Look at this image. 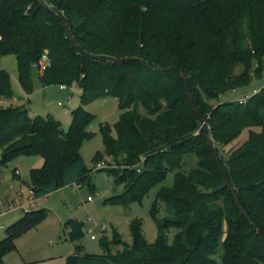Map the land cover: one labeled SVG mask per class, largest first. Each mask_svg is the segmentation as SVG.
Masks as SVG:
<instances>
[{"label":"trees","instance_id":"obj_1","mask_svg":"<svg viewBox=\"0 0 264 264\" xmlns=\"http://www.w3.org/2000/svg\"><path fill=\"white\" fill-rule=\"evenodd\" d=\"M45 2L48 7L39 0H0V56L15 54L18 80L28 96L35 88V63L47 51L49 64L37 69L44 86L76 83L82 103L117 97L122 111L116 135L101 125L104 150L92 158L98 170L114 176L115 186L124 184L122 193L105 202L140 200L174 173L151 208L155 241L146 239L141 219L134 218L131 243L115 233L111 242L101 239L103 253L81 254L76 244L68 264H264V85L251 95L228 96L251 83L254 61L263 70L264 0ZM110 57L141 60L109 62ZM181 73L189 79L198 112ZM28 96L13 104L11 75L0 68V166L19 154L42 155L43 164L30 172L36 197L90 183L92 169L81 148L92 135L88 125L95 114L80 104L65 131L51 114L31 115ZM206 129L250 217L226 183ZM244 129L247 137L225 152ZM187 156L195 157L194 165H185ZM106 159L107 165L98 166ZM46 214L44 208L29 209L5 228L0 264L15 248L14 238ZM68 222L69 239H81L83 222ZM171 225L177 227L172 241ZM110 243L121 248L114 252ZM220 244L218 263L214 255Z\"/></svg>","mask_w":264,"mask_h":264},{"label":"rangeland","instance_id":"obj_2","mask_svg":"<svg viewBox=\"0 0 264 264\" xmlns=\"http://www.w3.org/2000/svg\"><path fill=\"white\" fill-rule=\"evenodd\" d=\"M261 67L262 63L254 61L251 83L241 88L237 93H228V96L234 99L245 92L251 95L254 88H261L264 85V56L262 71ZM0 68L6 69L11 75L15 96L12 103L23 104L24 101L21 97H25L27 93L18 80L15 54L1 55ZM34 74L35 88L28 96L29 101L26 99L31 115L51 114L61 122L62 128L67 131L72 119L71 111L75 107L82 104L95 114L88 125V130L92 132V135L83 142L81 148L87 167L92 169V181L69 184L40 197L33 195L36 202L33 206H29L27 202L31 195L30 172L33 167H40L43 164L42 155L38 153L19 154L11 158L6 165L0 166V240L5 236V228L12 223L14 216L20 218L29 209L44 208L47 211L44 218L14 238L15 248L4 254L3 264H68L67 257L74 253L76 244H80L79 253L81 254L103 253L101 239L104 236L111 242L117 233L123 240L129 243L133 241L130 221L134 218L141 219L146 239L149 242L155 241L157 225L151 215V208L161 185L172 184L174 173L169 171L163 181L154 183L140 200L120 198L116 201L105 202L108 197L122 193L124 184L115 186L114 176L109 175L105 170H98L92 158L97 151L104 150L101 125H108L111 134L116 135L115 122L119 119L122 111L117 97L109 94L82 103L81 89L76 83L72 85L78 90L72 91L71 88L62 90L59 84L44 86L37 68L34 69ZM210 102L214 103L215 100ZM247 135L248 130L244 129L233 143L224 146V151H229L233 145L245 139ZM195 161V157L187 156L185 165L192 166ZM102 163L107 165L108 160L106 159ZM89 195L92 196V200L87 199ZM13 204H22L23 209L9 210V206ZM158 208L159 215H165L163 202H158ZM71 218L83 222L84 235L75 242H72L68 237L71 227L68 220ZM2 224L5 227H2ZM103 224L105 228L101 229ZM176 231L175 225L168 228L170 241L173 240ZM92 234H95L96 238H92ZM111 246L114 252L121 248V245L117 244H111ZM222 253L223 247L220 244L214 255L216 262H221Z\"/></svg>","mask_w":264,"mask_h":264},{"label":"water","instance_id":"obj_3","mask_svg":"<svg viewBox=\"0 0 264 264\" xmlns=\"http://www.w3.org/2000/svg\"><path fill=\"white\" fill-rule=\"evenodd\" d=\"M41 2V4H43L44 6L48 7V4L45 2V0H39ZM62 16V19H63V23L66 27V30H67V34L69 36V38L76 44V40L74 38V36L72 35V33L70 32L69 30V26H68V22L67 20L64 18V15H61ZM91 55V54H90ZM109 62H122V61H128V60H141L140 58L138 57H120V58H117V57H110L107 59ZM154 68L158 69V70H169L170 68H162V67H156V66H153ZM182 77L185 79V82H186V88H187V91L189 93V96H190V101H191V104L193 106V108L195 109L196 112H198V109L196 107V104L194 102V98H193V95H192V92H191V86H190V82H189V79L188 77L186 76L185 73H181ZM204 122V121H203ZM206 137H207V140H208V143L210 145V147L212 148V150L214 151V153L216 154L219 162L221 163V158H220V155H219V152L217 150V147L212 139V137L210 136L209 132H208V129H206ZM221 168H222V172L225 176V181L226 183L229 185V187L232 189V191L235 193V197H236V200L239 204V206L242 208V210L244 211L245 214L248 215L246 209L244 208L241 200L239 199L234 187L232 186V184L230 183L229 179H228V176H227V172H226V169L224 167V165L221 163ZM249 216V215H248ZM250 217V216H249Z\"/></svg>","mask_w":264,"mask_h":264},{"label":"built area","instance_id":"obj_4","mask_svg":"<svg viewBox=\"0 0 264 264\" xmlns=\"http://www.w3.org/2000/svg\"><path fill=\"white\" fill-rule=\"evenodd\" d=\"M49 64V57H48V53H47V51H44L43 52V54L40 56V58H39V60L35 63V67L38 69V70H40V72H42L43 70H44V68L47 66ZM62 89H68V88H71V90L72 91H74V90H77V88L75 87V86H73V85H67L66 83H61L60 85H59ZM248 95H246V97H247ZM103 164L104 163H98V166H103ZM30 192H31V195H30V197H29V200H28V205L29 206H33L34 205V203L36 202V199H35V197L33 196L34 195V191H33V189L31 188V190H30ZM87 199L88 200H92L93 198H92V196H88L87 197ZM18 209H20V210H22L23 209V205L22 204H19V205H16V204H13V205H11V206H9V210H18ZM91 219V218H90ZM97 223V222H96ZM2 227H4L3 225H2ZM105 228V225L103 224V225H101V229H104ZM91 237L92 238H96V235L95 234H92L91 235Z\"/></svg>","mask_w":264,"mask_h":264},{"label":"crops","instance_id":"obj_5","mask_svg":"<svg viewBox=\"0 0 264 264\" xmlns=\"http://www.w3.org/2000/svg\"><path fill=\"white\" fill-rule=\"evenodd\" d=\"M59 87H60V86H59ZM60 89H62V88L60 87ZM62 90H65V89H62ZM77 90H78V89H77ZM27 96H28V95H26L25 97L27 98ZM13 218H14V219L12 220V222H13V221H15L16 219H18V217H17V216H14ZM2 225L5 227V225H4V224H2Z\"/></svg>","mask_w":264,"mask_h":264}]
</instances>
